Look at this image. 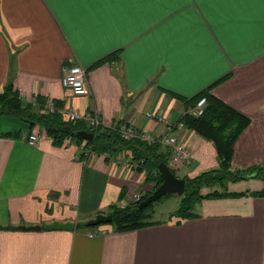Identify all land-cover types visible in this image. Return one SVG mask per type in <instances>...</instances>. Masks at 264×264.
Listing matches in <instances>:
<instances>
[{
	"label": "crops",
	"instance_id": "1",
	"mask_svg": "<svg viewBox=\"0 0 264 264\" xmlns=\"http://www.w3.org/2000/svg\"><path fill=\"white\" fill-rule=\"evenodd\" d=\"M180 1L0 0V90L10 82L35 112L53 100L60 109L94 110L101 127L126 121L157 136L166 130L147 113L176 123L187 100L207 89L249 120L232 166L264 164V0ZM178 3L190 6L186 14L145 27L150 6ZM70 62L85 70L83 96L61 84ZM41 128L0 114V264H264V179L233 183L241 196L202 200L182 222L126 232L104 225L106 234L90 237L86 221L153 185L143 171L81 156L69 139ZM171 133L191 154L192 166L176 173L215 166L211 141L186 126ZM32 134L40 137L29 145ZM55 223L74 228L51 229Z\"/></svg>",
	"mask_w": 264,
	"mask_h": 264
},
{
	"label": "trees",
	"instance_id": "2",
	"mask_svg": "<svg viewBox=\"0 0 264 264\" xmlns=\"http://www.w3.org/2000/svg\"><path fill=\"white\" fill-rule=\"evenodd\" d=\"M100 63L102 61L98 64ZM206 90L200 91L187 100L188 102L185 103L186 106L183 107L182 115L178 121H182L184 127L192 129L199 136L213 143L218 164L216 167L200 172L195 177H182L185 180L183 194L175 196L178 199L177 208L163 219L166 222L178 223L195 217V206L202 200L231 198L242 195L212 190L211 188L217 184L222 185L224 181L234 183L245 179H264V164H253L245 168L232 166L234 143L247 127L249 120L205 92ZM201 97L206 100L203 112L196 117L184 114V111L193 107ZM20 101L19 92L10 82L6 83L0 90V114H11L19 117L30 126L38 124L53 139L56 137L52 136V131L58 134L59 138L69 139L76 146H82L83 149L104 155L110 162L116 163L117 160H120L118 163L120 164L129 160L135 165L134 168L141 172L143 171L146 180L152 183V190L148 194L139 196L140 198L136 202L129 201L125 206H112L107 213L112 217L111 222L101 225L111 226L114 232H126L160 221H151L149 219L152 213L151 206L155 201L141 209L138 208V204L145 200L162 183V176L157 170V166L161 162L168 166L169 151L166 147L158 143L144 142L139 139L123 140L110 126L99 127L94 131L89 130L93 134V139L86 141L77 136L79 131L86 129L82 128L79 122L64 120L62 114L59 115L56 111L52 113L35 112L34 109L36 108H33L35 107L34 105H22ZM44 102L46 103L47 101L45 100ZM52 103L55 110L61 108L53 100ZM33 104H38L36 98H34ZM79 155L83 156V154ZM171 171L177 177L175 170L171 169ZM208 189L210 191L204 194L203 191ZM199 191V196L195 197V194H198ZM258 194L264 195V192H259ZM166 196H169V194L162 197ZM85 228L89 229L90 227Z\"/></svg>",
	"mask_w": 264,
	"mask_h": 264
},
{
	"label": "built area",
	"instance_id": "3",
	"mask_svg": "<svg viewBox=\"0 0 264 264\" xmlns=\"http://www.w3.org/2000/svg\"><path fill=\"white\" fill-rule=\"evenodd\" d=\"M61 84L62 86L70 93L72 96H83L87 93V82L85 78V70L79 65L70 62L68 65H63L61 68ZM34 102V100H33ZM206 105V100L204 97H201L193 107L187 108L184 111V114L196 117L199 116L203 112V108ZM44 112L52 113L54 111L58 112L65 116V118L70 121H78L81 120L85 123V126L89 130H96L97 128L102 126V121L100 116L94 110L87 111L85 113H78L72 108H62L57 109L53 107V103L51 100H47L45 103ZM148 118H153L155 122L159 123L165 128V132L160 135H153L148 132L137 130L134 125L130 122H112L108 126L113 128L121 139L130 140V139H139L144 142L149 143H158L164 147H166L169 151V166L177 170L182 166H190L191 165V154L188 150L184 138L178 137L175 134H170L176 128H184L183 122L178 121L176 123L171 122V120L163 116L162 114H151L147 113ZM40 136L36 134H32L31 136H27L25 139L29 145L35 144ZM76 149L79 154H83V156H87L92 152L90 150L83 149L82 146H76ZM120 160H117L119 163ZM126 169H132L135 167L129 160L127 162L120 163ZM139 196L135 195L130 201L136 202L139 200ZM128 203V202H127ZM126 203V204H127ZM123 204L121 206H125ZM106 230H102L101 227L95 226L91 227L88 230V236H100L106 234Z\"/></svg>",
	"mask_w": 264,
	"mask_h": 264
},
{
	"label": "rangeland",
	"instance_id": "4",
	"mask_svg": "<svg viewBox=\"0 0 264 264\" xmlns=\"http://www.w3.org/2000/svg\"><path fill=\"white\" fill-rule=\"evenodd\" d=\"M178 1L181 3L180 0H178ZM180 3L174 4V5L164 4V5L150 6L148 8L149 19L145 23V27L150 26L154 22L162 19L163 17H165L168 14L173 13V12H174V14H179V13L181 14L183 12H184L183 14H186V11H187V9L190 8V6H188L186 8H182L181 7V4L183 5V3H181V4ZM198 3H199V0H196V5H198ZM141 47L142 46H140L139 48H141ZM86 131L89 132L88 129ZM217 164H218V160H217V157H215V166L214 167H216ZM235 168H245V167H235ZM191 169H192V167L191 168L190 167H187V168H184V171L187 172V171H189ZM175 174L177 176H179L178 178H182V176L184 175L183 174V171H179L177 173L175 171ZM196 175L191 174L190 177H195ZM245 180H249V179H245ZM239 181H242V180H238L237 182H239ZM234 183H236V182H234ZM240 185H241V183H238V184L233 185V183H231V182L224 181L222 183V185L217 184V185L213 186L211 189L212 190L213 189L214 190H218L220 192H223V191L231 192V186H236L237 187V186H240ZM242 189H245V186L244 185H242V187L239 190H242ZM207 191H210V190L208 189V190H206V192ZM199 194H200V191L198 192V194H195V197H198ZM173 195L174 194H169V196L162 197L160 200H157V201H155L152 204V206H151L152 213H151V215L149 217V219L151 221L152 220H160L161 221V220L165 219L166 216L169 215V213L173 212L177 208L178 199L175 197L177 195H174V196ZM194 212H196L195 209H194Z\"/></svg>",
	"mask_w": 264,
	"mask_h": 264
},
{
	"label": "water",
	"instance_id": "5",
	"mask_svg": "<svg viewBox=\"0 0 264 264\" xmlns=\"http://www.w3.org/2000/svg\"><path fill=\"white\" fill-rule=\"evenodd\" d=\"M77 136L81 137L86 141H91L93 139V134L86 130H81L77 133ZM157 170L162 176V183L142 202L138 204V208H144L149 205L151 202L156 201L158 198L167 195V194H174L180 196L183 194L184 191V184L185 180L183 178L176 177L168 166L161 162L157 166ZM112 220L110 214H97L94 218L85 222V227H95L101 224H109ZM51 229H66L71 230L74 228L72 223H65V224H52L50 226ZM18 229L21 230H37L39 229L38 226H20Z\"/></svg>",
	"mask_w": 264,
	"mask_h": 264
}]
</instances>
